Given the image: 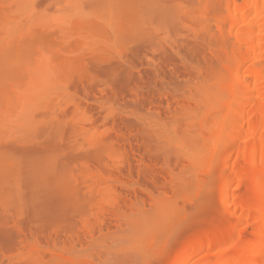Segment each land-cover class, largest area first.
Returning <instances> with one entry per match:
<instances>
[{"label": "rangeland", "instance_id": "rangeland-1", "mask_svg": "<svg viewBox=\"0 0 264 264\" xmlns=\"http://www.w3.org/2000/svg\"><path fill=\"white\" fill-rule=\"evenodd\" d=\"M232 4L0 0V264H181L197 239V259L216 257L213 233L241 219L224 185L249 166L222 165L248 110ZM62 176L76 192L53 221L43 197ZM245 180L233 194L254 208ZM257 221L236 223L231 259Z\"/></svg>", "mask_w": 264, "mask_h": 264}, {"label": "bare ground", "instance_id": "bare-ground-1", "mask_svg": "<svg viewBox=\"0 0 264 264\" xmlns=\"http://www.w3.org/2000/svg\"><path fill=\"white\" fill-rule=\"evenodd\" d=\"M230 2L233 4L231 7V13L228 16L229 20L227 18V22L228 21L230 22V24L228 23L229 24L228 29H230L231 31V33L229 34L231 35L233 34V37L235 36V38L233 39H236V42L244 46L246 50L244 52H240L241 53L240 55L243 56H241L242 60L239 59L241 61L239 62L241 64L239 65L240 67L242 66V64L244 65V62L245 64L246 62L248 63V67L246 66L247 69H245V73H244L245 79L243 81L245 90L247 92L246 91L244 92L243 91L244 89L242 90L243 92L241 91L243 94H247V96L245 95L246 96L245 97L246 100L244 99L245 103L243 102V104H241L240 106H242L243 108L247 107L248 110L245 108V110L247 111H245L246 113L243 114L245 115L243 120L241 121V123L239 122L240 124L237 123L238 125L236 126L238 127L235 126L234 128V129L238 128L239 130L237 129L238 131L236 130V133L235 131H232L231 137H233V133H234V135L235 134L237 135L235 138L237 140L234 141L233 139L232 140L230 139L231 140L230 141L228 138L230 135H228V137L226 136L229 142L227 143L228 146L226 147L227 150L225 149V151H227V153L228 152L230 153L231 151L232 154L231 153H230L231 155L228 154L229 155L228 157V155L224 151L227 158L225 157V154H223L222 159L223 160L225 158L226 159L224 160V162L222 161L223 163L222 165H223V170L225 171L227 169L230 170L231 167L240 164L242 161L248 163L249 166L245 165L244 167L239 168L237 172V176L236 174H234L235 175L234 182L236 183L237 186L236 188L240 189L243 184V181L245 182L246 181L245 179L249 180L250 192L254 193V195L260 194L259 195L260 198H257V200L260 199V202L259 201L257 202L256 206H254V208L255 207L257 208L254 209L251 208L248 204L243 203V200L241 199L242 197L238 196L237 195L238 193L235 194L234 196L233 193L234 191H236V189L233 188L234 182H232L233 180L231 181L230 179L231 177L229 178V180H227V182L224 185V189L222 191V198L224 204L228 206L227 208H229L228 210H230V212L227 210L230 215L234 214V216L237 218L238 216H241V219L240 217H239L240 220L238 219L239 223L241 221L244 222L246 221V223L250 222L251 224H254L253 222L258 219L259 221H257V223L259 224H257L258 225L257 228L259 227V225L260 228L258 231L255 232V234L258 233L260 234L259 236L261 237L259 239H256L255 237L250 241L247 240H244V242L242 241L241 247L239 248V256L236 259H231L230 255L234 251V248L236 246L235 243L239 240L240 237V234L237 232V228L239 226L237 227L236 223L238 221L236 222L237 219L235 218L236 225L228 224V223L222 225L223 229H226L227 232L226 235H223L224 234L223 229H218L216 230V232L213 233L214 235L211 238V241L208 243V245H206L207 247L212 249L218 248L216 257H213V254L212 256H208V255L205 256L206 254H204L205 257L203 258L201 257L200 259H197L196 258L197 254L200 255V253L202 254L203 252V250H201L200 247L198 248L200 240L197 239L194 242H191L190 244L187 243L188 245L183 248L179 256L181 260V264H199V261L202 259L205 260L204 264H264V67L257 65L264 58V0H242V4H240V6L238 5L239 3L236 4L237 0H230ZM236 54L238 56V53ZM227 70H228V74L237 76L238 77L237 79L241 78L242 72L240 69L233 70L231 68H227ZM249 91H250L249 95L253 94L254 92V96L253 95L248 96ZM238 96L243 97L244 95L241 94ZM243 115H241V117ZM243 134L245 135L244 138H246L245 146L243 148L240 146L239 148L241 149L237 147L238 152L235 153L234 150H231L234 149L235 145L231 146L230 142L233 143L236 141L238 142V140H240V142L243 143L242 141L243 140L242 136H244ZM240 136L242 140L240 139ZM237 142L235 144H237ZM233 153H235V155L232 157ZM63 178H64L63 176L61 178H58L60 179L58 180L60 181L58 182V185L54 183L51 186L53 197L50 198L48 194H46V196L44 194L43 197L46 199L44 203L45 205L42 204L44 208H46L45 212L50 210L49 212L46 213V216L48 214H49V218L51 216H55V217H51V220L55 219L53 221H57L56 219L62 220L66 218L65 216L67 214L70 215L69 210L71 206L70 205L71 201L70 203H68L69 202L68 200L72 199L69 198L71 195L70 191L73 190L76 192V190L73 189L74 188L73 185H72L73 188H71L69 178L68 179H63ZM61 179L63 181H61ZM258 190L260 193L258 192ZM256 192H258L259 194ZM41 196L43 195L41 194ZM31 197H33V195H31ZM231 199H233V202ZM66 201H67V205H66L67 210L66 208L65 209L62 208L63 204L66 203ZM42 205L41 207L43 208ZM41 207L38 208L41 209ZM57 208H58V213L60 212V209L62 211L60 212L61 214H59L61 215V217L59 218L57 217L58 216ZM41 211L44 212V210H39V209L37 212L41 213ZM42 213L41 215H43ZM64 213L66 215H64ZM51 222L52 221H50V223ZM243 224L245 225V223ZM243 224L241 223V225ZM205 232H206V227H204L201 237L205 234ZM220 234L223 235L222 241H220L218 238V235ZM201 248L203 247L201 246ZM204 250L206 249L204 248ZM209 255L211 254L209 253Z\"/></svg>", "mask_w": 264, "mask_h": 264}]
</instances>
